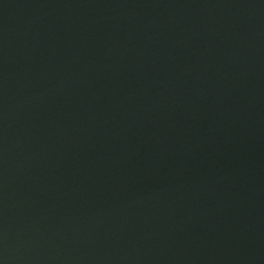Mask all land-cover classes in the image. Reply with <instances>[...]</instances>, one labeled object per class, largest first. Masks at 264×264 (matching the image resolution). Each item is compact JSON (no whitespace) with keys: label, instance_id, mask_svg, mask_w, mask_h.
<instances>
[{"label":"water","instance_id":"obj_1","mask_svg":"<svg viewBox=\"0 0 264 264\" xmlns=\"http://www.w3.org/2000/svg\"><path fill=\"white\" fill-rule=\"evenodd\" d=\"M0 264H264V0H0Z\"/></svg>","mask_w":264,"mask_h":264}]
</instances>
